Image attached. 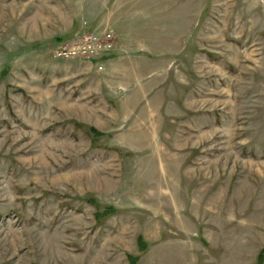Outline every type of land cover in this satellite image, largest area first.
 Wrapping results in <instances>:
<instances>
[{
	"label": "rangeland",
	"instance_id": "1",
	"mask_svg": "<svg viewBox=\"0 0 264 264\" xmlns=\"http://www.w3.org/2000/svg\"><path fill=\"white\" fill-rule=\"evenodd\" d=\"M111 14L132 52L53 59ZM261 251L264 0H0V264Z\"/></svg>",
	"mask_w": 264,
	"mask_h": 264
},
{
	"label": "built area",
	"instance_id": "2",
	"mask_svg": "<svg viewBox=\"0 0 264 264\" xmlns=\"http://www.w3.org/2000/svg\"><path fill=\"white\" fill-rule=\"evenodd\" d=\"M115 48V37L108 27L100 23L89 25L84 21L80 33L67 41L58 42L53 59L86 64L97 72H103V62L112 56Z\"/></svg>",
	"mask_w": 264,
	"mask_h": 264
},
{
	"label": "crops",
	"instance_id": "3",
	"mask_svg": "<svg viewBox=\"0 0 264 264\" xmlns=\"http://www.w3.org/2000/svg\"><path fill=\"white\" fill-rule=\"evenodd\" d=\"M114 19H115V17H114L113 14L106 15L104 18H101V20H99V23L104 25V26H106V27H108L114 34V30H113ZM115 41H116V48H115V50H114V52L112 54V55H114V57H117V56L121 57V55L123 57L124 54L132 52L131 48H130V45L125 40V38L122 37V39H119V40L115 39ZM110 63L111 62H109V64H107V65H110ZM150 64H152V63L150 62ZM107 65H106V67H107ZM152 65H156V64L153 63ZM85 66L93 68V67H91L89 65H86V64H85ZM135 74H138V72H135Z\"/></svg>",
	"mask_w": 264,
	"mask_h": 264
},
{
	"label": "trees",
	"instance_id": "4",
	"mask_svg": "<svg viewBox=\"0 0 264 264\" xmlns=\"http://www.w3.org/2000/svg\"><path fill=\"white\" fill-rule=\"evenodd\" d=\"M60 41H62V40H57V42H60ZM90 131H91V133L92 134H97L98 132H96L94 129H90ZM88 201H90V200H88ZM100 213H102L101 215H102V218L103 217H107V215L109 216V214L111 213V211H109V209L107 208H105L104 210H103V212H100ZM111 215V214H110ZM97 217H99L98 216V214H97ZM138 246H139V249L140 250H145V248H146V243L143 241V239L142 238H139V240H138ZM262 256H263V251H261L259 254H258V256H257V264H260L261 263V260H262ZM129 260H131L130 262H131V264H135V262H136V258H133V257H130L129 256Z\"/></svg>",
	"mask_w": 264,
	"mask_h": 264
}]
</instances>
